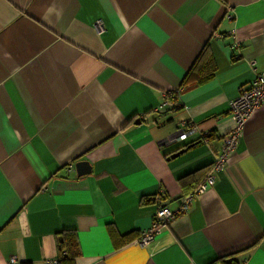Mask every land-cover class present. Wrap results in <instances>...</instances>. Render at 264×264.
Segmentation results:
<instances>
[{"label":"crops","instance_id":"crops-1","mask_svg":"<svg viewBox=\"0 0 264 264\" xmlns=\"http://www.w3.org/2000/svg\"><path fill=\"white\" fill-rule=\"evenodd\" d=\"M197 60L211 77L184 87ZM262 71L264 0H0V264L58 259L63 229L74 264H264V104L213 171ZM185 123L196 135L169 141ZM209 165L199 184L215 183L136 242L159 194L176 208L195 190L179 179Z\"/></svg>","mask_w":264,"mask_h":264},{"label":"built area","instance_id":"built-area-1","mask_svg":"<svg viewBox=\"0 0 264 264\" xmlns=\"http://www.w3.org/2000/svg\"><path fill=\"white\" fill-rule=\"evenodd\" d=\"M229 18L233 15L229 14ZM234 31L232 32V34ZM220 36V34H217ZM223 36V35H221ZM254 62V61H252ZM169 93H165L167 96ZM172 104L170 100L166 99L162 102L161 107H168ZM264 104V71L257 73L250 86H242L239 89L238 95L231 100V118L233 120V127L227 135H225L221 152L215 158L213 165L214 170H221L225 166L230 153L236 148L240 138L242 137V131L245 122L254 114V112ZM197 133L196 125L193 123L184 124L182 131L177 136L171 137L169 141L185 142L192 138ZM205 135V134H204ZM202 135L204 138L207 136ZM213 171L208 173L205 180L198 185V187L184 195L179 199L178 206L171 209L167 206L162 198V194H159L157 198V209L153 217L151 226L144 230L140 237L136 239V242L141 245H146L157 235L167 229L171 221L177 218L179 215L186 213L192 204L193 199L200 193H202L208 186L215 183ZM14 261V259H12ZM58 260H49L46 264H57Z\"/></svg>","mask_w":264,"mask_h":264},{"label":"trees","instance_id":"trees-1","mask_svg":"<svg viewBox=\"0 0 264 264\" xmlns=\"http://www.w3.org/2000/svg\"><path fill=\"white\" fill-rule=\"evenodd\" d=\"M202 65L200 61H195V63L192 65V67L188 70L186 73L182 85L184 87H192L196 86L198 84H202L210 79V75L206 74L203 75L202 73ZM203 75V76H202ZM212 135L209 134L208 137ZM198 143V142H197ZM194 144V143H193ZM196 144V142H195ZM186 147H192L191 145H188ZM211 165L205 166L202 168H199L193 173H189L185 177H181L179 179L181 184H189V187L192 189H196L198 184L200 183L202 177L206 175L208 171H210ZM191 182H194L192 184ZM190 189V190H192ZM109 233L111 236L117 235V232L115 230V227L111 224L108 226ZM60 236V240L58 242V249H59V257H58V263L57 264H74L75 258L81 255L80 247H79V241L77 237V232L74 229H63L58 234ZM129 239V238H128ZM229 256L226 257H218L217 259L213 260L209 264H236L234 260L227 261ZM21 264H32L31 261H22Z\"/></svg>","mask_w":264,"mask_h":264},{"label":"water","instance_id":"water-1","mask_svg":"<svg viewBox=\"0 0 264 264\" xmlns=\"http://www.w3.org/2000/svg\"><path fill=\"white\" fill-rule=\"evenodd\" d=\"M185 150H186V148L180 149L179 151L174 153L172 156H177V155L183 153ZM75 167H76V171H77L78 176L89 174L92 171L91 164L89 163V161H85V160L78 161L75 164Z\"/></svg>","mask_w":264,"mask_h":264}]
</instances>
